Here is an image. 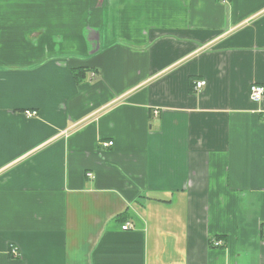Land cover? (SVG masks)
Instances as JSON below:
<instances>
[{"label": "crops", "instance_id": "obj_1", "mask_svg": "<svg viewBox=\"0 0 264 264\" xmlns=\"http://www.w3.org/2000/svg\"><path fill=\"white\" fill-rule=\"evenodd\" d=\"M253 84L264 0H0V264H264Z\"/></svg>", "mask_w": 264, "mask_h": 264}, {"label": "built area", "instance_id": "obj_2", "mask_svg": "<svg viewBox=\"0 0 264 264\" xmlns=\"http://www.w3.org/2000/svg\"><path fill=\"white\" fill-rule=\"evenodd\" d=\"M206 84L205 80H200V81H196L195 82V89H201L204 87V85ZM264 96V86L260 85V84H253L251 86V97L254 101L260 102L262 100ZM26 115L28 117H33L36 116L38 114L37 111H33V110H26L25 111ZM106 145H112L113 142H109V143H105ZM123 228L125 230L130 228L129 223H127L126 225L123 226ZM215 245H220L222 244L221 240L214 242ZM15 252V251H14Z\"/></svg>", "mask_w": 264, "mask_h": 264}, {"label": "trees", "instance_id": "obj_3", "mask_svg": "<svg viewBox=\"0 0 264 264\" xmlns=\"http://www.w3.org/2000/svg\"><path fill=\"white\" fill-rule=\"evenodd\" d=\"M85 72H86V69H83V73H84V75H85ZM73 73H74L75 79H76L78 82H80V81L83 79V77H84L83 73H82V75H80L78 71H77V72L75 71V72H73Z\"/></svg>", "mask_w": 264, "mask_h": 264}]
</instances>
